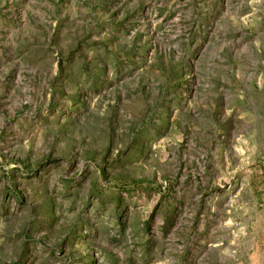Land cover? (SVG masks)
Segmentation results:
<instances>
[{
  "label": "rangeland",
  "instance_id": "rangeland-1",
  "mask_svg": "<svg viewBox=\"0 0 264 264\" xmlns=\"http://www.w3.org/2000/svg\"><path fill=\"white\" fill-rule=\"evenodd\" d=\"M0 264H264V0H0Z\"/></svg>",
  "mask_w": 264,
  "mask_h": 264
}]
</instances>
